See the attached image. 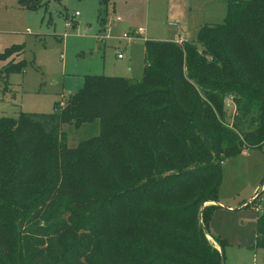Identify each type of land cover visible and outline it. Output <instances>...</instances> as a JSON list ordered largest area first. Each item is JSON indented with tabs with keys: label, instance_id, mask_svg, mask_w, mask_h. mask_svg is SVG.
Listing matches in <instances>:
<instances>
[{
	"label": "trees",
	"instance_id": "obj_1",
	"mask_svg": "<svg viewBox=\"0 0 264 264\" xmlns=\"http://www.w3.org/2000/svg\"><path fill=\"white\" fill-rule=\"evenodd\" d=\"M143 61L140 79L88 74L52 113L0 117V264H224L222 163L264 144V0H228L195 41L145 40ZM91 123L66 145L63 125ZM254 233L264 249V209Z\"/></svg>",
	"mask_w": 264,
	"mask_h": 264
},
{
	"label": "rangeland",
	"instance_id": "obj_2",
	"mask_svg": "<svg viewBox=\"0 0 264 264\" xmlns=\"http://www.w3.org/2000/svg\"><path fill=\"white\" fill-rule=\"evenodd\" d=\"M227 1L40 0L38 9L28 10L19 6L18 0H0V55L12 45H23L19 54L0 57V69L10 60L26 61L22 71L10 72L0 81V117L52 113L55 103H64L88 74L140 79L145 40H176L180 32L195 41L201 26L223 21ZM75 12L79 14L74 16ZM99 15L105 18L103 30ZM68 19L75 25L66 27ZM139 28L145 29L144 39H118ZM97 34H106L108 39L98 40ZM225 111L230 123L235 113L231 102ZM61 129L68 147L98 133L96 123L78 129L63 125ZM244 151L222 165L218 202L224 208L214 210L210 224L224 227L222 234H215L235 246L232 250L225 247L226 264H264V249L251 247L257 217L264 209V144ZM253 199L250 206H243Z\"/></svg>",
	"mask_w": 264,
	"mask_h": 264
},
{
	"label": "built area",
	"instance_id": "obj_3",
	"mask_svg": "<svg viewBox=\"0 0 264 264\" xmlns=\"http://www.w3.org/2000/svg\"><path fill=\"white\" fill-rule=\"evenodd\" d=\"M79 13L78 12H75L74 13V16H77ZM117 20H120L119 17H117ZM75 24L73 22H71L70 19H68V21H66L65 23V26L66 27H71V26H74ZM171 26H174V27H177V24L176 23H170ZM145 29L143 28H139L137 31L133 32V33H128V32H124L121 37H118V39L120 40H125V41H132L133 39L135 38H145ZM96 38L98 40H106L108 39V36L106 34H97L96 35ZM187 38H186V33H178V36H177V39L174 41L176 43H178L179 45H182L184 44L185 42H187ZM117 57L118 58H121L122 57V54L118 53L117 54ZM231 98H227L226 99V104H228V102H231L230 101Z\"/></svg>",
	"mask_w": 264,
	"mask_h": 264
},
{
	"label": "crops",
	"instance_id": "obj_4",
	"mask_svg": "<svg viewBox=\"0 0 264 264\" xmlns=\"http://www.w3.org/2000/svg\"><path fill=\"white\" fill-rule=\"evenodd\" d=\"M105 0H103V2H104ZM105 28V18H104V20H103V24L101 25V27H100V30H103ZM186 36H187V34H186ZM176 39H177V37H176ZM188 40V39H187ZM167 41H175V40H167ZM189 41V40H188ZM123 57H121V58H119V59H122ZM231 101V100H230ZM231 103L233 104V102L231 101ZM233 106H234V104H233ZM234 108H235V106H234ZM243 153H246V151H243ZM225 163V161L222 163V165ZM217 208H224V207H222V203H219L218 202V207ZM211 226L210 227H212V230L210 229V227H209V230H210V234L212 235V236H214V237H220V238H222V239H224L226 242H227V246L232 250L233 249V247H235V246H233L231 243H229L228 241H227V239L226 238H223V237H221V235L220 234H218V235H216L215 233H221L222 234V229L224 228V227H218V226H216V225H214V223L213 224H210ZM254 238H255V233H254ZM254 241V240H253ZM251 243H253V242H251ZM250 247V246H249ZM239 249H242L241 247H239ZM224 264H226V259L224 258Z\"/></svg>",
	"mask_w": 264,
	"mask_h": 264
},
{
	"label": "water",
	"instance_id": "obj_5",
	"mask_svg": "<svg viewBox=\"0 0 264 264\" xmlns=\"http://www.w3.org/2000/svg\"><path fill=\"white\" fill-rule=\"evenodd\" d=\"M221 258H222V261L224 262V258H223V254L221 253Z\"/></svg>",
	"mask_w": 264,
	"mask_h": 264
}]
</instances>
